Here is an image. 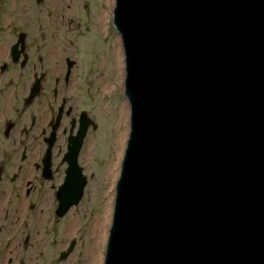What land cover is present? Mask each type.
Masks as SVG:
<instances>
[{
	"label": "water",
	"instance_id": "obj_1",
	"mask_svg": "<svg viewBox=\"0 0 264 264\" xmlns=\"http://www.w3.org/2000/svg\"><path fill=\"white\" fill-rule=\"evenodd\" d=\"M113 16L130 115L102 264H264V0Z\"/></svg>",
	"mask_w": 264,
	"mask_h": 264
},
{
	"label": "flooded vegetation",
	"instance_id": "obj_2",
	"mask_svg": "<svg viewBox=\"0 0 264 264\" xmlns=\"http://www.w3.org/2000/svg\"><path fill=\"white\" fill-rule=\"evenodd\" d=\"M109 1L0 0V264L102 262L101 187L89 198L96 175L81 152L103 136L98 22ZM79 143L71 176L65 156Z\"/></svg>",
	"mask_w": 264,
	"mask_h": 264
},
{
	"label": "rangeland",
	"instance_id": "obj_3",
	"mask_svg": "<svg viewBox=\"0 0 264 264\" xmlns=\"http://www.w3.org/2000/svg\"><path fill=\"white\" fill-rule=\"evenodd\" d=\"M100 8L103 12L108 10V8L105 5H102ZM115 37H116V32L111 25L106 29V31L102 34V36H100V39L98 38V42L101 47L100 55L105 66L104 92H107L108 90V93H104L103 96V136L94 143H88L87 145H85L81 152L82 155L81 164L84 166L86 170L94 171L96 175V181L93 183L92 187L89 188L90 189L89 198L92 195H94V199L97 200L99 185L101 187V191L99 194V206L98 207L94 206L97 214V218L96 220H94V222L97 232L99 233H100V229L101 232L104 231L103 229L105 225L106 234L110 222L109 220L106 221V219H104L105 218L104 209L108 198L107 193L110 183L109 182L110 179L107 176L108 175L107 166L110 159L115 158L117 155L118 147L115 146V138H117L118 135H120V133L124 132V127L121 125V122L120 124L118 123L119 116L122 113L124 102L127 103V101L124 99L123 96V88L121 90L122 83L118 79L120 75L119 62H120L121 54H120V47L115 42ZM114 56L116 57V59L115 62L113 63ZM125 125L127 127V132H128L129 130L128 119ZM125 136H127V134ZM126 140L127 137H125L123 141L124 147ZM123 150H122L121 158L123 155ZM120 163H121V159L118 166L117 176L120 170ZM96 191H97V196H96ZM89 210H90V204H88L86 212L89 213ZM91 223H92L91 218H89L88 222L86 223H84V221L82 222L83 228L85 227L87 230V236H89V233L91 236V231L89 230ZM98 264H100L99 261Z\"/></svg>",
	"mask_w": 264,
	"mask_h": 264
},
{
	"label": "bare ground",
	"instance_id": "obj_4",
	"mask_svg": "<svg viewBox=\"0 0 264 264\" xmlns=\"http://www.w3.org/2000/svg\"><path fill=\"white\" fill-rule=\"evenodd\" d=\"M112 0L108 2V10L111 11L112 10ZM108 20H111V14L110 13H103L102 16L99 18V25L100 27L102 28H105ZM101 28V29H102ZM121 53V52H120ZM117 69V67H116ZM122 70H123V63H122V58H120V62H119V77L118 79L121 81V83L123 82V73H122ZM121 90H122V86H121ZM128 105L126 102H124L123 104V110H122V113L120 114L119 116V124L121 122V125L124 127V132L123 133H120V135H118L117 138H115V146L118 147V151H117V155L115 158H112L110 159L109 163H108V166H107V176L108 178L110 179V183H109V187H108V198H107V202H106V206H105V218L106 221H108L110 219V216H111V208H112V205H113V188H114V184H115V179L117 177V172H118V166H119V162H120V159H121V154H122V150L124 148V139H125V135L127 134V127H126V123H127V117H128ZM126 122V123H125ZM105 221V220H104ZM110 221V220H109ZM105 223V222H104ZM106 227L104 225V231L101 232V229H100V233L97 232V229L96 230V242H97V248L98 250H101V241L102 239H104L102 237V234L103 236H106ZM99 243V244H98ZM97 252V251H96ZM98 263V262H97ZM96 263V264H97Z\"/></svg>",
	"mask_w": 264,
	"mask_h": 264
}]
</instances>
